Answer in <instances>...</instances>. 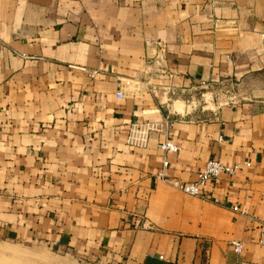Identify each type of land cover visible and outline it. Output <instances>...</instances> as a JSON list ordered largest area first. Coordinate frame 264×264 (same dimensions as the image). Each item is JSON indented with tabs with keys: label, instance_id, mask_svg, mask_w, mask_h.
<instances>
[{
	"label": "crops",
	"instance_id": "1",
	"mask_svg": "<svg viewBox=\"0 0 264 264\" xmlns=\"http://www.w3.org/2000/svg\"><path fill=\"white\" fill-rule=\"evenodd\" d=\"M263 223L264 0H0V252L264 264Z\"/></svg>",
	"mask_w": 264,
	"mask_h": 264
},
{
	"label": "built area",
	"instance_id": "2",
	"mask_svg": "<svg viewBox=\"0 0 264 264\" xmlns=\"http://www.w3.org/2000/svg\"><path fill=\"white\" fill-rule=\"evenodd\" d=\"M122 81L119 79V84ZM228 93L227 90L223 91V95ZM117 95L120 96V92H117ZM168 122L164 121L163 123H155L150 125V130L158 131L161 128L168 127ZM131 138V136H130ZM133 138V137H132ZM144 141V139H142ZM160 149H162L165 153V156L168 153L176 152L178 150V146L165 139L162 143L159 144ZM245 166H248L249 163L245 162ZM167 167V161L164 159L162 161V168L156 174V177L162 180L165 183H169L172 187L179 189L180 191L192 195V196H201L202 189L210 182H216L222 175L232 176L234 175L240 168L241 164L233 163L231 165H225L219 160L209 159L206 161L204 166L197 172L196 179L194 181L183 182L179 180L168 181L164 169ZM236 211L238 208L236 206L233 207ZM259 243L264 245V223L262 225V233L259 239ZM231 245L236 254H240L243 250V244L240 241L233 240L231 241ZM242 264V263H241Z\"/></svg>",
	"mask_w": 264,
	"mask_h": 264
},
{
	"label": "rangeland",
	"instance_id": "3",
	"mask_svg": "<svg viewBox=\"0 0 264 264\" xmlns=\"http://www.w3.org/2000/svg\"><path fill=\"white\" fill-rule=\"evenodd\" d=\"M15 250L17 253L14 251V254L0 252V264H78L65 255L49 253L38 244L20 243L15 246Z\"/></svg>",
	"mask_w": 264,
	"mask_h": 264
}]
</instances>
